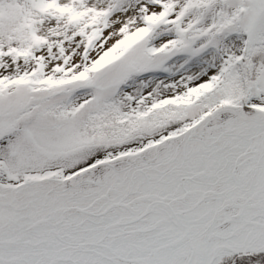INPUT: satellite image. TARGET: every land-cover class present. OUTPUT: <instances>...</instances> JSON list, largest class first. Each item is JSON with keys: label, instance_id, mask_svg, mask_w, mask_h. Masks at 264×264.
<instances>
[{"label": "snow or ice", "instance_id": "obj_1", "mask_svg": "<svg viewBox=\"0 0 264 264\" xmlns=\"http://www.w3.org/2000/svg\"><path fill=\"white\" fill-rule=\"evenodd\" d=\"M0 264H264V0H0Z\"/></svg>", "mask_w": 264, "mask_h": 264}]
</instances>
